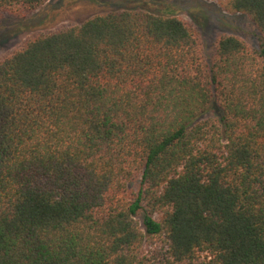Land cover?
Listing matches in <instances>:
<instances>
[{"label": "trees", "instance_id": "1", "mask_svg": "<svg viewBox=\"0 0 264 264\" xmlns=\"http://www.w3.org/2000/svg\"><path fill=\"white\" fill-rule=\"evenodd\" d=\"M223 7L257 47L137 8L0 58V264H264V0Z\"/></svg>", "mask_w": 264, "mask_h": 264}, {"label": "rangeland", "instance_id": "2", "mask_svg": "<svg viewBox=\"0 0 264 264\" xmlns=\"http://www.w3.org/2000/svg\"><path fill=\"white\" fill-rule=\"evenodd\" d=\"M224 1L48 0L42 7L28 12L24 18L12 12H0V58L12 53L28 39L40 33L79 25L100 12L137 8L163 15H179L197 26L207 55L212 53L216 39L224 33L238 35L251 47H257L259 40L252 21L245 14L228 12L223 7Z\"/></svg>", "mask_w": 264, "mask_h": 264}]
</instances>
